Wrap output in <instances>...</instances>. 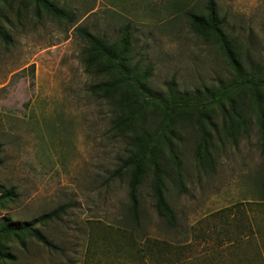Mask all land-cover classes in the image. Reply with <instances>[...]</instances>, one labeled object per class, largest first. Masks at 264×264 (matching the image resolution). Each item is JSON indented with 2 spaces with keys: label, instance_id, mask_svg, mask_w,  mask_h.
<instances>
[{
  "label": "rangeland",
  "instance_id": "374dc122",
  "mask_svg": "<svg viewBox=\"0 0 264 264\" xmlns=\"http://www.w3.org/2000/svg\"><path fill=\"white\" fill-rule=\"evenodd\" d=\"M0 0V264H264V159L257 106L236 87L216 39L190 14L204 0ZM241 64L264 61V0H214ZM129 36L136 83L104 98L119 79L79 35ZM139 92L143 96H139ZM183 96L194 107L163 110ZM137 99L135 103L133 100ZM264 114V88L259 91ZM133 114L130 124L116 121ZM156 137L158 177L173 225L155 207L147 168L130 201L123 162ZM66 205L59 220L9 231Z\"/></svg>",
  "mask_w": 264,
  "mask_h": 264
},
{
  "label": "trees",
  "instance_id": "16d2710c",
  "mask_svg": "<svg viewBox=\"0 0 264 264\" xmlns=\"http://www.w3.org/2000/svg\"><path fill=\"white\" fill-rule=\"evenodd\" d=\"M40 2L41 7L50 14L58 16L60 18L66 17L64 11L55 8L54 6L43 2L42 0H36ZM201 15L190 14V20L192 28L197 33L207 32L213 36L224 57L229 64L230 68L234 73V83L236 87L230 90H223L222 93L213 96L215 102H218L221 98L230 101V106L232 105L231 97L236 90H247L252 96L257 106V126L260 135V150L264 159V114L259 101V91L264 88V61L260 66L259 64H254L245 58V65L243 66L238 59L242 56L240 49L236 48L231 44L225 34L221 29L222 22L218 20L216 15V6L214 0H204L201 4ZM81 38L89 46L94 55L91 57L89 64L97 63L100 60H105L107 64L113 66L116 73L120 77L119 79L113 80L111 82H105L95 85L91 88L92 92L97 94L101 93L102 97L108 98L117 89H121L123 86L131 87L132 83H136V80L132 78L131 72L128 70L127 63V53L129 48V36L127 33L123 35L117 43H111L106 39L93 35L88 32L85 28L77 29ZM0 39L7 41V35L2 33L0 30ZM139 96H143L142 92H139ZM137 99L133 100L135 103ZM189 100L183 96H171L162 102L163 110L175 111L176 109H184L189 107H194ZM119 121V126L122 127L126 124H130L133 120V114L127 113L125 115L120 114L115 119ZM158 148L159 142L156 137H146L144 140L136 142L131 155L123 162L122 168L131 169V181H130V201L131 208L134 217H137V201L134 196V191L136 187L142 182L144 173L147 168L151 169V178L149 181V187L152 192L154 199V207L161 218H164L167 223L173 225L174 215L171 208L167 205L164 200L162 193V182L158 177ZM2 150V145L0 144V152ZM264 189V179L262 183ZM67 210L66 205L59 206L54 210L43 214L38 217L34 222L30 224H24L21 227H14L9 231H26L36 240L43 243L44 246L48 248H53L54 246L50 244L42 235H40L36 230L33 229V225L37 223H43L51 220H59V218L65 214Z\"/></svg>",
  "mask_w": 264,
  "mask_h": 264
}]
</instances>
